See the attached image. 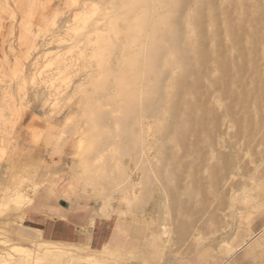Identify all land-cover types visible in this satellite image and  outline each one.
I'll return each mask as SVG.
<instances>
[{"label": "bare ground", "instance_id": "1", "mask_svg": "<svg viewBox=\"0 0 264 264\" xmlns=\"http://www.w3.org/2000/svg\"><path fill=\"white\" fill-rule=\"evenodd\" d=\"M31 1L32 6H30L27 19L33 17L41 7V3L38 4L36 0ZM112 2L110 7L105 8V11L103 10L99 18L93 19L98 12L94 14V11H85L83 7L82 11L84 12L81 11L82 14L77 15L78 25L74 31L77 36L87 37V42L90 46L92 45L89 54L86 50H81L79 56L84 58L86 62L94 64L96 68L89 72L83 83L77 88L75 87L73 94L78 97L76 99L77 106L75 105L77 107L76 113L73 114V117L68 118L69 122L64 120L66 124L63 123L56 144L53 145L56 146V149L53 148L54 151H51H59L64 144L70 142L64 138L68 134L71 136L70 139L74 140L75 157L81 158L77 166L81 167L83 176L72 179L67 189L62 190L63 196L67 198V192L73 191L81 182L84 184V188L91 187L94 191L99 188L101 192H96L94 196L103 198L102 213L105 214L110 207L111 198L113 199V195L107 194L105 189L113 190V192L123 189L122 196L127 209H130L132 204L136 206L143 204L142 213L144 214L148 207H151L152 212H155L161 203L163 204L164 215L170 218L181 211H176V209V212H173L169 206L168 194L164 190V185L179 184V181L186 180L183 188L184 198L186 197L190 201L195 200L196 196L203 191L202 193L207 196L206 200L214 201L216 200L214 191L220 183L227 182L231 176L234 181L232 200L239 204L242 184L240 160L237 158V153L232 151L230 166H226L228 159L226 160L227 153L225 150L230 149V142L226 136L229 128L227 100L236 95V92L231 88L236 87L238 89L240 85L237 86V83L243 80L236 74H239L240 70H244V65L241 63L242 68L238 66L239 64L236 65L238 62H235L233 57V45L239 40L237 35L233 38V33H235L234 30H241V27L237 28L239 24L233 23L234 21L230 18L225 21L218 19L216 10L224 15L229 10L225 5L234 4L236 10H239L241 3L239 4L238 0H224L223 5H220L221 7L216 3L208 10V24L215 26L222 23L224 28L220 26L221 29L227 32V46L224 40L226 47L224 53L227 50L228 57L227 60H219L216 55L219 48L217 41L219 40H217L215 30L212 32L210 27L209 32L211 31V33L208 38H201L199 31L204 7L206 4H212L214 0H197L196 11L186 12L183 22L185 26L184 35L182 32L180 33L183 28L179 27V13L183 9L185 0H112ZM68 3L74 6L80 1L69 0ZM3 5L6 7L4 3ZM81 5L87 7L86 4ZM1 13H3L2 9ZM244 14L245 11L243 10L242 16ZM10 17L12 18V15ZM220 17L222 18V16ZM33 18L35 19V17ZM21 24L20 26H22ZM27 25H23L25 28L22 26L24 31L19 28L20 32L23 31V34L19 33V36L23 39L24 45L33 36L32 26L28 27L29 25ZM202 29L201 31H203ZM239 30L238 33L240 34L241 31ZM246 38L248 43L254 40L250 33ZM19 46L23 45L20 43ZM47 55L49 57L51 54ZM14 57L16 56L14 55ZM46 58L47 56L44 59ZM56 59L54 61L57 65L61 58L56 57ZM62 61L64 62V60ZM52 64L54 65V62L50 66ZM74 67L72 62L64 63L62 66H55V71L53 69L50 75V87L54 91L51 95L54 98L52 105H55V108L69 96L70 92L67 89L72 82V74L77 71ZM2 68L1 70H3ZM23 68L25 67L23 66ZM230 70H233L235 77L232 82L225 84L223 81L227 78L225 80H221V78ZM23 71L21 70V72ZM229 76L231 78V75ZM19 79L21 78L19 77ZM59 81L60 84L56 85ZM241 87L243 86L241 85ZM230 89L232 90L231 96L229 95ZM242 91L244 93V89ZM21 93L23 92L21 91ZM237 95L242 96L238 90ZM20 99L22 100L21 97ZM211 104L217 106V113L213 114L214 111L208 106ZM214 117L220 122L218 130H213V125L210 126L209 123ZM213 132L216 133L215 138ZM217 137L218 139H216ZM4 151L6 152V150L2 151L3 154ZM61 151L63 152L62 149ZM221 151L223 152L222 155L219 153ZM58 154L56 153V155ZM39 161L41 162V160ZM40 162L35 158H31L28 163L8 162L9 171L5 182L3 181L4 189L2 186V192L6 191L4 194L2 193L5 197L0 199L4 206L1 207L0 204V209H4L0 210V214L1 212L10 214L16 209L20 211V207L32 201L28 189L32 188V194H34L37 188L34 177L29 175V170L34 167L39 168ZM57 179L58 176L55 173L47 177V181L55 189L58 188L56 186ZM80 180L81 182H79ZM135 180H139V182L135 183ZM126 182L129 183L124 186L123 184ZM144 184L151 186L152 190L148 201L142 200L144 189L141 186ZM202 185L205 189H199ZM80 188L82 189L83 186ZM81 189H77V191L83 192ZM179 189L181 188L179 187ZM84 190L87 192L84 193V191V194H89L92 191ZM175 194L173 196L174 201L176 200ZM72 204L75 205L76 203ZM77 205L82 206L81 199ZM131 214L135 217L132 212ZM110 216L114 219L112 214ZM94 221L96 222V220ZM97 229L99 233L110 232V229H105L100 224ZM141 229L143 227L135 225L133 231L141 232ZM168 229L167 226H163L165 235L169 234ZM262 230H250V240L238 248L232 247V242H225L222 248L225 259L220 264H228L231 260H237L244 253V248L246 249L245 254H248L255 238ZM29 242H31V247L29 245L26 247L22 243H12L6 237L4 243L2 242V245L7 244L4 249L6 252L0 254V261L3 264L72 263V257L68 256L66 245L42 242L40 244L34 240ZM40 247L44 248V252H39ZM224 247H228L229 252H224L223 250H226ZM78 252L77 254H79ZM83 260L88 264H104L90 258Z\"/></svg>", "mask_w": 264, "mask_h": 264}, {"label": "rangeland", "instance_id": "2", "mask_svg": "<svg viewBox=\"0 0 264 264\" xmlns=\"http://www.w3.org/2000/svg\"><path fill=\"white\" fill-rule=\"evenodd\" d=\"M68 1L51 0L48 2L47 0H36L38 4L41 3V7L33 15L35 19L33 17L27 19L30 6H32L31 0H0V4L2 5H0V64L3 66L2 68L0 65V73L2 74H0V199H4L3 197H5L3 194L6 191L2 192V190L4 189L5 179L8 176L9 161L28 163L31 158L37 159L38 162L41 160L39 168L34 167L35 169L30 168L31 170H29V175L34 177L36 181V193L32 194V188L28 189L29 197L34 203L32 204L31 201L29 204L20 207V211L16 209L10 214L7 212H1L0 214V254L6 252L4 249L7 247V244L2 245V242L4 243L7 237L12 243H22L26 247H31L30 240L37 241L40 244L66 245L68 247L66 248L68 256L72 257L71 261L80 264H88L83 262V259L89 258L98 260L104 264H173V261L190 256L203 245L218 247L222 252L225 242H232V247L234 248H238L248 242L251 237L250 229L254 222L255 213L259 210L264 212V0H238L239 4L241 3V9L236 10L234 4L225 5L230 11L228 10V13L224 15L216 10L218 19L225 21L227 18H230V20L234 21L233 23L239 24L237 28L241 27V30H234L237 34L233 33V38L236 35L239 38L234 44L236 47L233 45V57L235 62H238L236 65L239 64L238 66L241 68L244 65L243 69L246 71L240 70L241 72L236 74V76L239 75L240 79L243 80L237 83V86L240 85L238 89L236 87L231 88L236 92V95L227 100L229 128L227 129L226 136L230 142V149L225 150L226 152L224 151L227 153L226 160L228 159L226 166H230L232 151L237 153V158L240 160L242 184L240 189L241 201L239 204L232 200L234 181L230 176L227 182L220 183L214 191V197L216 198L214 201L206 200L207 196L202 193L203 191L200 192V195L196 196L195 200L190 201L186 197L184 198L183 188L186 180L183 182L179 181V184L164 185V190L168 194L169 206L173 212L181 211L177 215H172V218H167L164 215L163 204L161 203L155 212H152V208L148 207L144 214L142 213L143 204L137 206L132 204V207L127 209L126 203L123 201V189L122 191L114 192L113 190L111 192L105 189L107 194L113 195V199L111 198L110 207L104 214L102 213L103 198L97 195L94 196L96 192L99 191L100 193L101 190L98 188L99 190L94 191L91 187L84 188L85 186L80 180L81 184L79 183L78 186H83L84 189L92 191L89 194H84L87 193L86 190L77 186L73 191L67 192V198H65L69 199L70 203L73 201L72 203L76 204L73 205L71 203L68 209H72L74 212L73 220L69 221L65 219V221L70 222L80 232L87 234L85 243L81 244L63 241L61 238L52 240L48 235L51 221L59 218L51 215L52 206L54 203L57 205L58 200L55 194L60 189L66 190L72 179L83 176L81 167L77 166L81 158L75 157L74 140L70 139V135L66 134L64 138L68 139V141L70 140L71 143L67 142L59 151H51L56 149V146L54 147L53 145L56 144V139L62 130L63 123L65 125V121L69 122L68 118L70 116L73 117V114L76 113V99L78 97L73 94L75 93V89L84 82L89 72L94 71L96 68L94 64L86 62L84 58H80L79 56L81 50H86L89 54L92 45L90 46L87 42V37L76 35L74 29L78 25L77 15L82 14L81 11L84 8L85 11H94V14L98 12L93 19L99 18L103 10L105 11L113 2L112 0H79L80 3L73 6ZM185 1L183 9L179 13V27L183 28L182 31L180 30V33L182 32L183 35L185 34V31H183L185 30L183 23L185 14L189 13V11H196L198 7L197 0ZM216 1L214 0L212 4H206L204 7L203 21L201 19L199 31L201 38H208L211 33L209 30L212 29V32L215 30L217 40H219L217 41L219 42V48L216 52L217 59L227 60V50L224 53L225 45L227 46V32L221 29V27L224 28L223 24L218 22L219 25L216 24L215 26L208 24V10L216 5V3L217 5L219 4L218 6H222L224 3V0ZM81 4H86L87 7L85 8ZM1 9L6 14L1 13ZM243 10L245 11L244 16H242ZM7 14H11L12 18L14 15L16 16L12 19L11 15L8 16ZM218 15L222 16V18H219ZM20 24L22 26L28 24L29 26H27H32L31 29H33L32 39L27 40L25 45L23 39L19 36V33L23 34V27L25 28V26L22 27ZM19 28L23 29V31L20 32ZM238 30L241 31V35L238 33ZM204 32L207 33L204 34ZM249 33L254 38L251 43H248V39L246 38ZM183 35L181 34V36ZM20 43L23 46H19ZM47 54H51L52 58L48 57ZM46 56L47 58L44 59ZM56 57L61 58L57 65L54 61ZM51 59H53L52 62ZM53 62L54 65L50 66ZM68 62H72L77 71L72 74V82L69 89H67L70 92L69 96L58 105L59 107L56 106L57 108H55V105H52L54 104V98L51 95L54 91L50 87V75L53 69L55 71V66H62ZM21 70L24 71L21 72ZM232 71L230 70L228 73L231 75L232 80L228 74H225L221 80L227 78L229 82L226 79L223 83L228 84L233 81L235 77L233 74L235 73ZM21 74L24 78L21 77ZM58 83L60 84V81L56 85ZM237 90L242 96L237 95ZM229 92L230 95L232 90ZM211 105L208 106L214 111L213 114L217 113V106ZM215 118H212L211 122L209 121L210 126L213 125V130L220 127V122ZM206 122L208 123L207 120ZM214 133L213 136L215 138L216 133ZM1 147L3 150H6L4 154ZM53 148L54 150H52ZM59 156L61 157L57 158ZM57 162L59 163L57 164ZM54 173L58 176L56 181L58 188L56 189L47 181V177ZM134 182L138 183L139 180H135ZM128 183L126 182L123 185L125 186ZM142 187L144 189L142 200H150L152 193L151 186H145L144 184ZM201 188L205 189L203 185L199 187V189ZM77 189L85 192H79ZM174 194L175 201L173 199ZM76 198L81 199L82 206L77 205L80 199L77 200ZM180 200L182 201L180 202ZM1 201L0 204L2 205ZM1 207L4 206L2 205ZM111 214L114 219L111 218ZM35 221H39L40 223L35 224ZM164 223L166 224L164 225ZM99 224L105 229H110V232L99 233L97 229ZM135 225L143 227L144 231L134 232ZM163 226L169 228V234H164ZM261 234L262 232L255 238L254 242ZM224 248H226V250H223L224 252H229L228 247ZM38 250L40 253L44 252L43 247H40ZM80 250L82 251L80 252ZM243 251L245 253L246 249L244 248ZM224 256L222 254L221 259ZM0 264L3 263L0 261Z\"/></svg>", "mask_w": 264, "mask_h": 264}, {"label": "crops", "instance_id": "3", "mask_svg": "<svg viewBox=\"0 0 264 264\" xmlns=\"http://www.w3.org/2000/svg\"><path fill=\"white\" fill-rule=\"evenodd\" d=\"M63 191L55 194L57 197V205L52 206L53 217H59L51 221L48 235L52 240L61 238L63 241H68L73 244L85 243L87 234L80 232L75 228L70 222L66 220H73L74 212L73 210H68L70 208V202L63 196ZM63 196V197H62ZM91 216V215H90ZM40 223L39 221H35ZM262 230L261 236L251 245V251L248 254H241L237 260H231L228 264H264V212L260 210L254 215V222L250 230L257 231ZM144 228L141 229V232ZM222 252L218 247L212 245H203L200 249L195 250L190 256L186 258H181L179 260L173 261V264H220L225 259L222 258ZM84 262V261H83ZM71 264H80L78 262L72 261Z\"/></svg>", "mask_w": 264, "mask_h": 264}]
</instances>
